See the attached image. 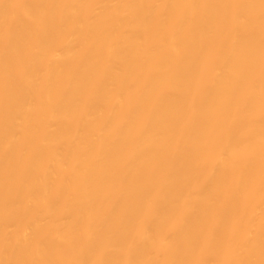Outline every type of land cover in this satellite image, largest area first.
<instances>
[{
	"label": "bare ground",
	"instance_id": "1",
	"mask_svg": "<svg viewBox=\"0 0 264 264\" xmlns=\"http://www.w3.org/2000/svg\"><path fill=\"white\" fill-rule=\"evenodd\" d=\"M0 264H264V0H0Z\"/></svg>",
	"mask_w": 264,
	"mask_h": 264
}]
</instances>
